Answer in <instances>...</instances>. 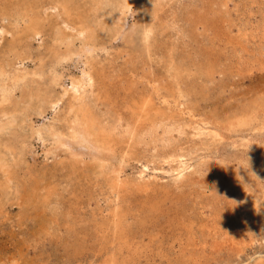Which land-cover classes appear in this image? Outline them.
Returning a JSON list of instances; mask_svg holds the SVG:
<instances>
[{
    "label": "rangeland",
    "instance_id": "1",
    "mask_svg": "<svg viewBox=\"0 0 264 264\" xmlns=\"http://www.w3.org/2000/svg\"><path fill=\"white\" fill-rule=\"evenodd\" d=\"M83 1L0 0V61L12 57L25 26L6 12H25L28 4L42 19L41 35L30 38L32 71L46 52L40 42L51 47L57 26L81 44L96 6ZM225 1L148 0L142 11L134 5L132 35L109 33L99 60L65 64L54 109L27 116L0 108V120H16L28 136L25 147H6L4 137L0 143V159L12 170H0V264H264V109L246 126L229 124L255 97L264 101V0ZM152 22L149 54L137 32ZM171 58L189 97L174 93ZM84 76L92 78L81 97L99 113L124 117L119 132L135 128L123 165L120 151L96 157L60 148L50 135L69 132L77 103L63 89ZM30 123L42 126V139L31 135Z\"/></svg>",
    "mask_w": 264,
    "mask_h": 264
},
{
    "label": "bare ground",
    "instance_id": "2",
    "mask_svg": "<svg viewBox=\"0 0 264 264\" xmlns=\"http://www.w3.org/2000/svg\"><path fill=\"white\" fill-rule=\"evenodd\" d=\"M65 1H67L70 4V2H73L75 0H65ZM85 1H87V0H85ZM85 1H83V2H85ZM146 1H148V0H92V2H94V3L96 2V6L93 8V5H92V7H91V8H93L92 15H90V16L88 15L84 20L85 24H86L85 29L83 30V32H80V34H79V35L83 36V39H81L82 40L81 44L77 45L74 40H70V39L67 40V38L65 39V37H64V36H66V32L64 30L65 28L60 26V25L57 26V28L54 31L55 37H54V41H53L51 47L45 46L44 40L40 42V45L45 47L46 52L40 58L42 63L37 65L36 68L33 69L32 71L27 66L28 60L32 59L33 51H35L34 49L32 50L33 47L31 45V39L35 38L36 36L41 35V33L43 31L42 27H44L43 22H41L42 19L40 20V18L36 14L35 15L32 14L31 7H33V6H30L29 8L25 9V7L28 4L22 6V8H24L25 12L17 13V14H10V13L6 12V15L4 16L5 19L9 18V16H15L16 19L18 20V22L20 19H23L24 20L23 23L25 24V26H24V30L22 29L23 34L20 32L21 33L20 35L22 38L19 37L20 35L18 36V34H19V32H18V34H15V35L18 36V39H20V38L21 39L16 41L15 43H12V44L10 42L11 46L9 48V51H10L12 57H6L2 61H0V108L1 107H5V108L11 107V108H15V109L16 108H18V109L22 108V111H24V113L26 112L27 116H28V114L31 115L33 113L38 115V116H43L46 113V111L48 110L47 109L48 107L51 106L54 109L59 104L58 101H56L54 99H56V96H58L57 95L58 87L62 86V83L64 80V71L62 69L65 68V64L67 62H69L70 60H73L76 57H78L80 59L83 58L87 62L91 61L94 63V61H92V60L98 59V57H100L101 52H107V47H106L105 43L108 40L107 35L109 33H111L114 37H123V38L127 37L128 35H132V33L130 31L131 29L128 30L127 16H128V14H133L135 12V10H133L135 6H137V8L139 10L141 9V11H142L143 7L140 6V4L142 5V2L147 3ZM78 2L79 1H77L76 4H78ZM149 2H150V0H149ZM68 3L66 6H68ZM227 3H228V0H226L224 4L227 5ZM153 7H154L153 8L154 17L156 18V17H158V10L160 8H162V5L160 2H158V3H155ZM16 10H18V9H16ZM4 11H3V13H4ZM20 11H21V9H20ZM71 18H72V16H71ZM138 20H139V22H141L140 21L141 18ZM197 20H198V17H197ZM78 21H80V20H78ZM139 22L136 23L137 27H141L140 26L141 24ZM136 26H135V28H137ZM78 27H79V29L82 28V26L81 27L78 26ZM218 27H220V26L218 25ZM217 29H218L217 31H219V29H221V28H217ZM129 31H130V33H129ZM132 32H133V35H136V33H134V32H137V30L136 31L132 30ZM137 33H140L139 39H140L143 47L146 49V51L149 54L153 53L152 48L154 49V47H155L153 44L154 39H155V38L153 39L154 22H152L150 24V26L143 27L140 30V32H137ZM99 36L103 37V40H102L103 42H101V43L98 40ZM227 36L228 35H226V37ZM234 36H236V35H234ZM231 37H233V35L228 37L227 40H228V42L233 43L234 39ZM155 42H156V39H155ZM45 56H49V63H46V61L44 60ZM170 56L171 55H169V57ZM153 57H154V55H153ZM207 58L209 59V57H207ZM33 61H34V59H33ZM170 61H171V62H169V63H171L170 67L168 69L166 67V70L168 71L169 77H171V79H172V83H174L175 87H177V88H175L174 93L178 96V98L189 97L190 92L185 93L184 89L182 88V84H181L183 82V81L181 82V80H182L181 76H183L185 78V74L181 73L180 68L174 63L175 61L172 58L170 59ZM211 62H214V61H211ZM215 63H216V61H215ZM215 63H213V64H215ZM100 64H101V62H100ZM40 65H42L43 68ZM101 67H100V69H102ZM104 67H106V66H104ZM87 72H89V70ZM101 73H102V71H101ZM90 74L91 73H89V75ZM103 74L105 75V73H103ZM208 74H211V72H208ZM87 76H84L80 82L76 83L77 82L76 81L75 83L70 85V87L66 86L63 89L64 91H68V90L71 91V95H72L74 101L77 103V107H76L75 111L73 112V113H75V117H74L73 121H71V125L68 127L69 132L67 131L68 133L64 134L63 132H60L57 130H51V132L49 131L50 135L53 138L54 143L60 148L71 150V149H73L72 147H79L77 149H80V151H82L83 153L89 152V153H91V155L93 154L96 157L98 154L99 155H105V153H109L111 156L116 157L119 154L118 152L120 151L122 153L120 154L119 163H121L120 165H123V162H125L124 161L125 160L124 159L125 152L127 151V150L126 151H124V150L128 146V142H129V138H130V137H128V135H130L132 138V135H135V132H134L135 128H133V127L130 128L127 124V125H125V126H127L125 128V130H123V132H119V130H120L119 124L121 123V121H123L125 119L124 117H123L124 118L123 119L122 117H120V115H118V117H117V115L110 114L109 112H106L104 114L105 111L99 113V111L101 109H97L96 107L91 106L90 104L92 102L89 104V102H86V100H84L83 97H81L82 89L85 88V83H86L85 80L88 79V81H89L92 78V77H87ZM86 86H87V84H86ZM148 86H150V85H148ZM67 88H69V89H67ZM157 91H159V89H157ZM18 93H20L21 95H18ZM257 93H255V94H257ZM145 94H147V93H145ZM101 95H103V94H101ZM108 95H109V93H108ZM162 95H163V93H162ZM86 96H87V94H86ZM142 96H145V95H142ZM88 97H89V95H88ZM165 97H167V93H166ZM110 98H111V96H110ZM149 98H150V96H149ZM255 98L256 99H254L251 103L244 105L245 107L240 111L239 114L237 113L236 115H234V117H238V118H236V121L231 120L229 122L231 127L232 126L233 127H237V126L239 127L242 125L246 126L249 123H251V120L253 119L252 117H259L258 115H260V112H262L263 111L262 109H264V101L261 100V98L259 99V96L255 97ZM98 99H99V97H98ZM54 101H56V102H54ZM107 104H108V102H107ZM110 104H111V102H110ZM145 104H148V103L145 102L144 105ZM94 105H95V103H94ZM97 107H99V106H97ZM107 109H109V107ZM110 109L112 110V107H110ZM144 110L147 111V108H145ZM113 113H116V112H113ZM134 117H135V114H134ZM65 119H67V118H65ZM15 122H16V120H0V143L2 142V139L4 137L5 141L2 143H4L6 145V147H15V148L25 147V145L27 143V137L28 136L25 135L23 132H21V130H23V127L21 125H19L20 130L16 127V126H18L19 123L17 125H14ZM141 125H142L141 127H143V124H141ZM30 127H31V135L38 136L39 138H41L45 134V130L43 128H41L42 126L36 127L33 123V124H31ZM62 128L63 127H61V130H62ZM136 130H138V129H136ZM8 135H10V136H8ZM7 138H8V140L6 142ZM73 151H74V149H73ZM163 154H165V153H163ZM77 155H78V153H75V156H77ZM13 159H14V157H13ZM10 167H11V165H9L5 160L0 159V170L9 173L12 171Z\"/></svg>",
    "mask_w": 264,
    "mask_h": 264
}]
</instances>
